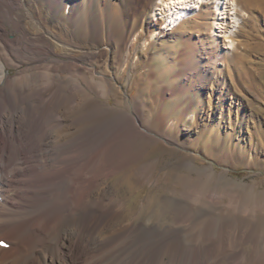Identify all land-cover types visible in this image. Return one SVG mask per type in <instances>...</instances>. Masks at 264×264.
I'll return each instance as SVG.
<instances>
[{
	"label": "bare ground",
	"instance_id": "1",
	"mask_svg": "<svg viewBox=\"0 0 264 264\" xmlns=\"http://www.w3.org/2000/svg\"><path fill=\"white\" fill-rule=\"evenodd\" d=\"M253 1L264 5V0ZM162 2L169 28L187 23L188 12L211 3L214 32L224 33L228 47L234 44L229 37L239 22L237 0H227L229 13L225 0ZM69 3L75 11L81 7L80 13L57 31L51 23H59L58 14ZM49 4L0 0V242L7 243H0V264H239L248 236L236 232L231 240L221 231L222 223L201 222L194 229L192 220L183 228L161 231L138 225L130 209L111 219L122 204L111 192L92 193L95 171L117 152L113 139L150 136V131L103 65L90 68L84 78L89 90L79 78L86 68L80 61L98 51L78 41L86 0H58L54 8ZM88 6L97 7L95 1ZM5 17L20 35L8 34ZM116 41L115 52L106 48L105 62L121 58V40ZM212 46L223 47L215 38ZM21 63L27 66L20 68ZM12 67L19 70L15 76L9 75ZM111 98L116 107L106 104ZM110 170L104 166L101 174Z\"/></svg>",
	"mask_w": 264,
	"mask_h": 264
},
{
	"label": "rangeland",
	"instance_id": "2",
	"mask_svg": "<svg viewBox=\"0 0 264 264\" xmlns=\"http://www.w3.org/2000/svg\"><path fill=\"white\" fill-rule=\"evenodd\" d=\"M48 1L53 8L58 4ZM91 1L96 8L88 6ZM247 1L237 0L239 22L230 48L224 33L214 32L211 3L188 12L187 23L169 28L162 0H86L78 41L98 51L92 60L80 61L86 68L78 75L89 90L84 78L90 68H107L150 131L113 139L117 152L104 165L111 170L95 171L92 193L111 192L122 204L111 219L130 209L138 225L161 231L192 220L194 229L201 222L222 223L231 240L236 232L248 236L239 264H264V5ZM43 8L39 18L48 7ZM80 8L69 3L58 14L59 23L51 25L61 31ZM5 20L11 37L21 34ZM214 38L222 48L212 46ZM116 39L121 58L105 62L106 48L118 49ZM18 71L12 67L9 75ZM113 101L106 104L116 107Z\"/></svg>",
	"mask_w": 264,
	"mask_h": 264
},
{
	"label": "snow or ice",
	"instance_id": "3",
	"mask_svg": "<svg viewBox=\"0 0 264 264\" xmlns=\"http://www.w3.org/2000/svg\"><path fill=\"white\" fill-rule=\"evenodd\" d=\"M0 243H2V242H0Z\"/></svg>",
	"mask_w": 264,
	"mask_h": 264
}]
</instances>
